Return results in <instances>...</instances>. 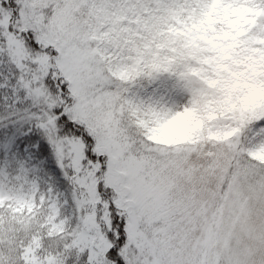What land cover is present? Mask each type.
Here are the masks:
<instances>
[{"label":"snow or ice","instance_id":"6c2138e0","mask_svg":"<svg viewBox=\"0 0 264 264\" xmlns=\"http://www.w3.org/2000/svg\"><path fill=\"white\" fill-rule=\"evenodd\" d=\"M0 264H264V0H0Z\"/></svg>","mask_w":264,"mask_h":264}]
</instances>
